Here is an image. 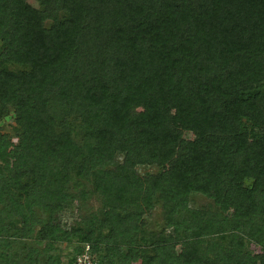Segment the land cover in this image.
I'll return each instance as SVG.
<instances>
[{
    "label": "trees",
    "instance_id": "1",
    "mask_svg": "<svg viewBox=\"0 0 264 264\" xmlns=\"http://www.w3.org/2000/svg\"><path fill=\"white\" fill-rule=\"evenodd\" d=\"M9 115L0 264H264V0H0Z\"/></svg>",
    "mask_w": 264,
    "mask_h": 264
},
{
    "label": "rangeland",
    "instance_id": "2",
    "mask_svg": "<svg viewBox=\"0 0 264 264\" xmlns=\"http://www.w3.org/2000/svg\"><path fill=\"white\" fill-rule=\"evenodd\" d=\"M31 4L33 6H35V4L33 2H31ZM137 110L140 111L141 110L140 107H137ZM13 128H14V123H13L12 117L10 115L0 120V133L6 134L9 137L13 138V135H12L13 134ZM145 170L146 169L141 168L140 172H145ZM147 170H149L152 173L157 171V169L155 167L147 168ZM86 204H87L86 208L89 209V211H91L92 213L97 214L99 212L100 202L97 198H92ZM202 204H204V201L202 200V198L196 197L195 198V205L200 206ZM79 216L77 215V216H73L70 218L72 221H74V219H78ZM150 217H151L150 218L151 223H159L160 222V213L157 209L154 211V213L151 214ZM79 219H80V217H79ZM8 242L12 248H21V247H28L29 245H33L32 241L27 242V241L19 240L15 235L13 237H11ZM174 249L178 250L179 248L177 247V245H175ZM39 250L43 253H46V251H47L45 246L39 247ZM51 254L56 257V252L55 253L53 252ZM70 255H71L70 251L68 250V248L65 245L57 250V257H59L62 262H65L66 258H68L67 256H70Z\"/></svg>",
    "mask_w": 264,
    "mask_h": 264
},
{
    "label": "built area",
    "instance_id": "3",
    "mask_svg": "<svg viewBox=\"0 0 264 264\" xmlns=\"http://www.w3.org/2000/svg\"><path fill=\"white\" fill-rule=\"evenodd\" d=\"M75 264H94L92 257L88 253V247L85 246L82 253L75 257Z\"/></svg>",
    "mask_w": 264,
    "mask_h": 264
}]
</instances>
